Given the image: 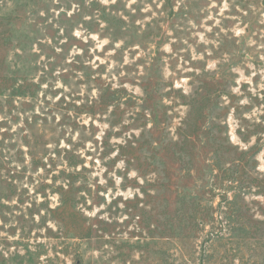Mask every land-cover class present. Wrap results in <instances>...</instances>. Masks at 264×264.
<instances>
[{
  "label": "rangeland",
  "instance_id": "obj_1",
  "mask_svg": "<svg viewBox=\"0 0 264 264\" xmlns=\"http://www.w3.org/2000/svg\"><path fill=\"white\" fill-rule=\"evenodd\" d=\"M0 264H264V0H0Z\"/></svg>",
  "mask_w": 264,
  "mask_h": 264
}]
</instances>
